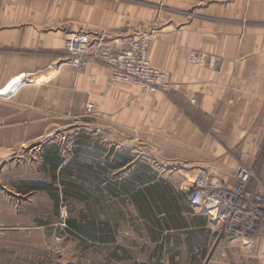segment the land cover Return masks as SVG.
Wrapping results in <instances>:
<instances>
[{
	"label": "crops",
	"instance_id": "crops-1",
	"mask_svg": "<svg viewBox=\"0 0 264 264\" xmlns=\"http://www.w3.org/2000/svg\"><path fill=\"white\" fill-rule=\"evenodd\" d=\"M77 32L115 49L148 38L149 57L171 90L149 94L121 83L96 59L72 65L65 38ZM191 50L205 53V63L190 64ZM26 73L34 82L23 81ZM0 111V169H18L19 192L39 188L22 177L23 167L56 180L80 160L99 191L122 181L159 187V225L140 217L156 260L135 264H185L186 255L193 264H242L231 247L241 236L219 233L214 246H197L218 226L187 193L201 175L231 189L243 164L256 165L262 182L252 187L262 190L264 0H0ZM176 207L182 221L169 226L164 215ZM174 237L188 247L166 248ZM256 258L252 264H264L263 248Z\"/></svg>",
	"mask_w": 264,
	"mask_h": 264
},
{
	"label": "rangeland",
	"instance_id": "rangeland-1",
	"mask_svg": "<svg viewBox=\"0 0 264 264\" xmlns=\"http://www.w3.org/2000/svg\"><path fill=\"white\" fill-rule=\"evenodd\" d=\"M74 134L80 136L81 129ZM90 134H98L95 117L91 118ZM80 162L61 171L56 180L48 171L44 174L23 167L22 177L35 180L39 186L29 193L18 191L22 186L17 168L14 172L0 169V264H135L156 260L151 256L157 246L142 232L145 225L129 197L124 193L112 196L89 186ZM253 168L256 172V165ZM219 233L217 227L213 235L210 232L195 242L212 247ZM181 244L174 237L166 248L175 253L178 247H188ZM231 247L235 262L252 264L257 249H264V224ZM172 258L178 260L171 256L169 261ZM184 259L185 264H193L189 255Z\"/></svg>",
	"mask_w": 264,
	"mask_h": 264
},
{
	"label": "built area",
	"instance_id": "built-area-1",
	"mask_svg": "<svg viewBox=\"0 0 264 264\" xmlns=\"http://www.w3.org/2000/svg\"><path fill=\"white\" fill-rule=\"evenodd\" d=\"M65 46L69 62L76 67L85 68L96 59L113 67L117 81L140 86L149 94L167 92L171 88L167 73L155 66L149 57L150 41L146 37L131 42L126 48L115 49L103 39L93 40L87 33L77 32L65 38ZM187 60L192 65H202L206 55L191 50ZM23 81L34 82V74L26 73ZM93 109L94 105L89 103L87 110ZM236 178V184L225 190L216 178L201 175L187 193L188 201L193 207L202 208L221 234L246 239L264 224V184L260 191L252 187L253 183L259 184L262 180L248 165L238 167Z\"/></svg>",
	"mask_w": 264,
	"mask_h": 264
},
{
	"label": "trees",
	"instance_id": "trees-1",
	"mask_svg": "<svg viewBox=\"0 0 264 264\" xmlns=\"http://www.w3.org/2000/svg\"><path fill=\"white\" fill-rule=\"evenodd\" d=\"M137 181H141L143 177L136 176L135 177ZM110 191L112 196H120L121 194H126L127 197H129L130 202L134 204L136 212L139 217L149 221L150 223L158 224L159 222L156 220L155 216L156 213L155 211H165L164 208L158 207V202L162 200V193L159 190L158 186H154L153 188H138L136 189L133 186H130L128 182L122 181L120 186H110ZM177 197L181 198L180 194L177 195ZM149 200H153L155 202L157 208H153L152 204L149 202ZM179 208H171L169 210V213L167 214L166 218L164 215V223H166L169 226H177L181 223V215L178 213H175L178 211ZM92 220L89 219L88 222H91ZM70 224L75 226L76 228H80V225L78 223L70 221ZM153 237H156L155 233H151ZM166 246V244H165Z\"/></svg>",
	"mask_w": 264,
	"mask_h": 264
}]
</instances>
